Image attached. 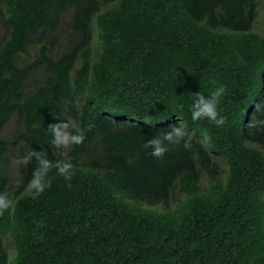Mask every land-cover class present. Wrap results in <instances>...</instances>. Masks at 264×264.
Here are the masks:
<instances>
[{
  "label": "trees",
  "instance_id": "1",
  "mask_svg": "<svg viewBox=\"0 0 264 264\" xmlns=\"http://www.w3.org/2000/svg\"><path fill=\"white\" fill-rule=\"evenodd\" d=\"M259 1L0 0V196L12 201L0 210V264H264ZM67 10L70 43L51 56ZM220 85L224 123L192 120L194 93ZM64 110L84 139L61 156L50 126ZM175 124L189 146L151 156L144 142ZM17 132L25 154L10 147ZM32 153L70 159L72 176L53 167L50 185L30 195ZM21 156L15 179L6 164ZM175 188L184 199L170 207Z\"/></svg>",
  "mask_w": 264,
  "mask_h": 264
},
{
  "label": "clouds",
  "instance_id": "2",
  "mask_svg": "<svg viewBox=\"0 0 264 264\" xmlns=\"http://www.w3.org/2000/svg\"><path fill=\"white\" fill-rule=\"evenodd\" d=\"M70 22H71V18H70ZM69 27L71 31V26L69 25ZM70 39H71V33H70L69 41ZM52 44L54 45V43ZM31 45H35V43ZM90 46H92L93 60H95L97 59V56L99 53V42L97 38L95 41H93V38H92V40L90 41ZM67 47L68 45H66L65 48ZM52 50H53L52 51L53 54H51V56H55L57 53L56 52L57 49H52ZM58 51L61 52L62 50H58ZM21 57L22 56H19L20 62H21V59H20ZM78 63L79 62L76 63V66L78 65ZM223 92H224L223 85L216 87L207 96L199 93L198 91L195 92L193 102L190 106L191 119L195 121V120L206 118L218 126L223 124L224 118L218 114L217 108H216L218 98L223 94ZM64 118H67L69 127L66 123H64ZM76 124H77V121L74 120L71 117V115L64 110L62 114V122H57L50 126V131L53 137L52 139L53 145L57 146L58 148L63 147L61 156H63L65 153L68 152V150L71 148V144L73 143L79 144L84 139L82 133L69 132V130L72 127H75ZM187 135L188 133H187V129L185 126L175 124V125H172L169 130L161 134L151 136L149 139H147L144 142L143 147L150 150L149 154L151 156L157 159H160L164 156L165 152L169 150L170 145L179 144L181 143V141H183L184 146L188 147L189 142L187 139H185ZM201 136L203 138V142L205 143L208 142L210 139L207 132H202ZM67 146H68V149L65 151V147ZM32 155H35L36 157L37 168L34 170L33 177L31 178L28 184V192L30 195H33V196L38 195L46 187L50 185V180L47 177V173L53 167L55 168L56 173L60 176H63L66 180L69 179L73 174V171H72L73 164L71 163V160L68 158L57 160L53 163L52 161L47 159L45 156H42L39 153H32ZM18 170L20 171L19 168ZM21 194H23V192ZM11 205H12L11 200L7 199L4 196H0V210L10 208Z\"/></svg>",
  "mask_w": 264,
  "mask_h": 264
},
{
  "label": "rangeland",
  "instance_id": "3",
  "mask_svg": "<svg viewBox=\"0 0 264 264\" xmlns=\"http://www.w3.org/2000/svg\"><path fill=\"white\" fill-rule=\"evenodd\" d=\"M71 18V11L67 10L61 17V20L58 26L50 33V36H56L57 39L54 42L53 48L57 50L65 49L66 45H69V38H70V27L69 22ZM4 30V26L0 23V31ZM252 30L257 32H262L264 30V0H260L257 5V15L256 19L252 25ZM93 41L96 40V30L93 29ZM47 44L51 42V39H46ZM36 54V46L31 45L28 48L27 54H23L20 58L22 62L28 61L31 57L35 56ZM41 75L38 74L34 79H32V83H34L37 79H39ZM64 123H66L69 127L67 118H64ZM68 130V128H67ZM3 135L8 138L11 132H16V122L9 121L3 130ZM10 147L14 148L13 151L17 153L21 147H23V151L25 154V147H24V140L21 138V134L19 132L16 133L15 136H12L10 139ZM68 149V146L65 147V151ZM23 154V156H24ZM23 156L15 157L7 161L6 167L9 168V173L13 176V178H18V165L19 162L22 160ZM222 167L221 178H224L226 175V169L222 162H220ZM201 182L204 186L208 185L209 180L205 174L202 173L201 175ZM184 199V195L177 189L172 190L171 198L169 201L170 207H176L180 201ZM153 208H156L160 211L164 210V206L161 203L154 204Z\"/></svg>",
  "mask_w": 264,
  "mask_h": 264
}]
</instances>
